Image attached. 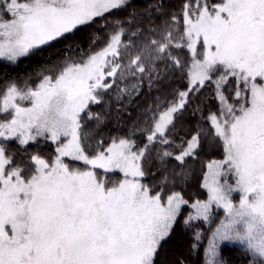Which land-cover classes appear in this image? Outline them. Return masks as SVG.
I'll return each instance as SVG.
<instances>
[{
  "label": "snow or ice",
  "instance_id": "6c2138e0",
  "mask_svg": "<svg viewBox=\"0 0 264 264\" xmlns=\"http://www.w3.org/2000/svg\"><path fill=\"white\" fill-rule=\"evenodd\" d=\"M53 50L0 85V264H160L178 228L264 264V0H0V64Z\"/></svg>",
  "mask_w": 264,
  "mask_h": 264
},
{
  "label": "trees",
  "instance_id": "16d2710c",
  "mask_svg": "<svg viewBox=\"0 0 264 264\" xmlns=\"http://www.w3.org/2000/svg\"><path fill=\"white\" fill-rule=\"evenodd\" d=\"M134 3L137 8L142 9L145 4L155 3V0H134ZM163 3L165 4V7L171 8L172 11H176L178 10L180 0H163ZM81 46L83 47V45ZM70 54L71 53H64L63 50H60L59 52L53 50V52L42 55L38 58L25 60L14 71L9 67L0 64V85L11 80H16L17 78H24L27 75H31L34 70L39 69L49 60L55 63L59 57ZM174 87H181V85L177 84L174 85ZM147 102H151L150 97L147 98ZM113 103L115 104V102ZM136 103L142 106L145 103V100L139 99ZM132 107H135V105H132ZM140 110L142 109H137L136 111ZM136 111L132 112L133 116L136 115ZM128 121V116H123L122 120L119 122L120 126L126 128ZM115 126L116 121H112L109 124L110 128H115ZM41 151L51 154L54 151V147L51 144H42ZM192 191L195 192V189ZM212 227H215L214 224ZM190 239L191 233H186L178 228L164 246V251L160 256V264H178L180 260H182L184 264H203L202 252L198 254L190 250ZM222 255L226 264H247V261L244 259V253H242L238 247L225 244L222 248Z\"/></svg>",
  "mask_w": 264,
  "mask_h": 264
},
{
  "label": "rangeland",
  "instance_id": "374dc122",
  "mask_svg": "<svg viewBox=\"0 0 264 264\" xmlns=\"http://www.w3.org/2000/svg\"><path fill=\"white\" fill-rule=\"evenodd\" d=\"M214 226H215V224H214Z\"/></svg>",
  "mask_w": 264,
  "mask_h": 264
}]
</instances>
